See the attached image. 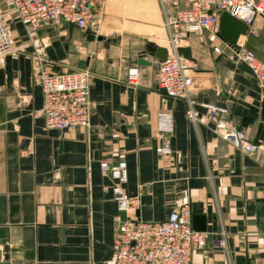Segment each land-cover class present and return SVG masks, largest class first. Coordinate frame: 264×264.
I'll return each mask as SVG.
<instances>
[{
	"label": "crops",
	"instance_id": "1",
	"mask_svg": "<svg viewBox=\"0 0 264 264\" xmlns=\"http://www.w3.org/2000/svg\"><path fill=\"white\" fill-rule=\"evenodd\" d=\"M107 2L99 31L71 24L38 28L48 62L38 60L25 26L19 32L12 24L16 50L0 65V259L105 264L120 211L101 163L123 160V187L140 196L142 221H164L186 202L193 226L194 217L200 218L206 243L192 264H264V92L255 76L231 57L220 32L187 34L180 47L191 51L194 105L170 98L158 83L160 60L147 50L168 47L171 34L160 3L146 0L143 5L152 3L155 12L128 11L120 19ZM249 36L264 63L263 18L240 39L247 44ZM141 57L151 64H138ZM81 63L92 76L91 125L48 129L34 71L43 66L62 74ZM132 67L140 72L136 86L128 83ZM202 104L225 108L221 118L244 131L256 152L244 153L219 138ZM191 109L199 113L196 122L188 117ZM162 112L173 116V153L167 157L156 152Z\"/></svg>",
	"mask_w": 264,
	"mask_h": 264
},
{
	"label": "built area",
	"instance_id": "2",
	"mask_svg": "<svg viewBox=\"0 0 264 264\" xmlns=\"http://www.w3.org/2000/svg\"><path fill=\"white\" fill-rule=\"evenodd\" d=\"M107 0H0L12 14L25 26L28 36L37 48L41 62L46 49L38 38L40 26L64 27L73 24L80 30L95 28L99 31L103 7ZM182 0H158L165 25L170 31L168 56L160 61L158 83L166 95L173 99L185 100L192 107L191 94L194 89L193 78L188 74L191 62L179 52L184 35L201 34L204 31L215 34L220 31V20L224 13L252 28L259 18L264 19V0H187L186 7H180ZM0 10V65L6 57L16 50L12 45L11 27ZM241 38V37H240ZM231 57L238 63H245L254 72L255 78L264 92V63L239 40L238 46L228 44ZM214 51L222 53L214 47ZM140 72L138 67L128 71V83L136 86ZM91 74L88 70L66 71L51 74L42 67H36L34 80L42 88L44 106L42 114L48 129L68 131L89 128L92 118L90 99ZM209 112V120L214 123L213 131L222 140L238 150L253 154L258 147L252 144L247 134L221 118L227 110L214 104H202ZM188 117L199 120V113L190 110ZM173 116L169 112L158 114L157 136L160 145L156 152L171 156V136ZM101 169L114 184L112 192L120 212L127 214L126 221L119 217L113 254L105 264H192L195 251L203 250L206 233L194 229L193 214L189 203L161 222H145L139 218L140 196H131L124 190L128 180V166L125 161L117 163L102 162ZM0 264L3 260L0 259Z\"/></svg>",
	"mask_w": 264,
	"mask_h": 264
},
{
	"label": "water",
	"instance_id": "3",
	"mask_svg": "<svg viewBox=\"0 0 264 264\" xmlns=\"http://www.w3.org/2000/svg\"><path fill=\"white\" fill-rule=\"evenodd\" d=\"M71 27H74L73 24H71ZM248 32L247 26L241 22L240 20L232 17L228 13H224L220 20V34L219 36L228 41L230 44L238 46L239 40L241 36L246 35ZM91 37H95L94 35ZM255 40L252 36L248 37V42L246 44V47L251 50L257 57L259 54L254 49ZM148 52H150L153 56H155L160 61H164L167 59L168 56V50L167 48L158 47L155 48L154 46L150 45L148 46ZM180 54L187 60L191 59V51L189 48H179ZM138 64L140 65H150V62H147L144 60L143 57H141L138 61ZM84 64H80L78 70H84L85 69ZM240 68L244 70L245 72L255 76L254 72L246 65L245 63H241ZM164 91V90H163ZM165 92V91H164ZM120 217L122 221H126L127 214L126 212L122 211L120 212ZM200 221L199 217H194V229H199L200 224L197 222Z\"/></svg>",
	"mask_w": 264,
	"mask_h": 264
},
{
	"label": "rangeland",
	"instance_id": "4",
	"mask_svg": "<svg viewBox=\"0 0 264 264\" xmlns=\"http://www.w3.org/2000/svg\"><path fill=\"white\" fill-rule=\"evenodd\" d=\"M146 0H108L107 6L109 7V10L116 16L117 18L120 17V19L124 16L125 12H134L136 14H143L155 12L153 4L150 3L148 7H145L143 2ZM186 4V0H182L180 7H183V5ZM0 10L6 15L5 20L7 24L10 25L12 30V24L14 25V28L16 31L21 32V21L17 18L15 14H12L10 10L3 4H0ZM148 11V12H147ZM110 12V13H111ZM10 37L12 41V45H14V40L12 38V33L10 31Z\"/></svg>",
	"mask_w": 264,
	"mask_h": 264
},
{
	"label": "bare ground",
	"instance_id": "5",
	"mask_svg": "<svg viewBox=\"0 0 264 264\" xmlns=\"http://www.w3.org/2000/svg\"><path fill=\"white\" fill-rule=\"evenodd\" d=\"M102 26V25H101Z\"/></svg>",
	"mask_w": 264,
	"mask_h": 264
}]
</instances>
